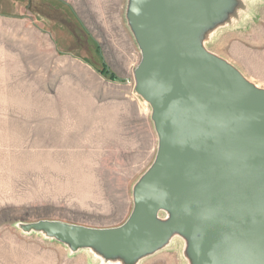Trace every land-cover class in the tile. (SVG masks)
I'll list each match as a JSON object with an SVG mask.
<instances>
[{"label": "rangeland", "instance_id": "obj_1", "mask_svg": "<svg viewBox=\"0 0 264 264\" xmlns=\"http://www.w3.org/2000/svg\"><path fill=\"white\" fill-rule=\"evenodd\" d=\"M130 5L0 0V264H195V237L175 230L128 259L34 227H127L160 160L153 109L135 91ZM211 16L195 42L264 91V0H222Z\"/></svg>", "mask_w": 264, "mask_h": 264}, {"label": "water", "instance_id": "obj_2", "mask_svg": "<svg viewBox=\"0 0 264 264\" xmlns=\"http://www.w3.org/2000/svg\"><path fill=\"white\" fill-rule=\"evenodd\" d=\"M222 0H131L141 49L135 91L153 109L159 162L121 230L39 223L73 248L101 246L136 258L172 230L193 236L195 264H264V91L195 42ZM217 6V7H216ZM170 214L168 225L155 219Z\"/></svg>", "mask_w": 264, "mask_h": 264}, {"label": "bare ground", "instance_id": "obj_3", "mask_svg": "<svg viewBox=\"0 0 264 264\" xmlns=\"http://www.w3.org/2000/svg\"><path fill=\"white\" fill-rule=\"evenodd\" d=\"M240 80H241V82H242V84H243V85H245V86H246V85H248L247 83L243 82V80H242V79H240ZM255 89H256L257 91L259 90V88H258V87H255Z\"/></svg>", "mask_w": 264, "mask_h": 264}]
</instances>
